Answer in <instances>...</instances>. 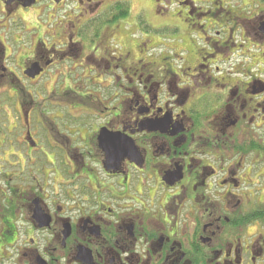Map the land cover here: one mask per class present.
<instances>
[{
    "label": "flooded vegetation",
    "instance_id": "1",
    "mask_svg": "<svg viewBox=\"0 0 264 264\" xmlns=\"http://www.w3.org/2000/svg\"><path fill=\"white\" fill-rule=\"evenodd\" d=\"M140 1L0 0V89L24 91L5 114L25 123L0 126V264H264V0H152L153 19ZM122 26L145 54L187 35L191 72L128 66Z\"/></svg>",
    "mask_w": 264,
    "mask_h": 264
},
{
    "label": "rangeland",
    "instance_id": "2",
    "mask_svg": "<svg viewBox=\"0 0 264 264\" xmlns=\"http://www.w3.org/2000/svg\"><path fill=\"white\" fill-rule=\"evenodd\" d=\"M69 7H72L73 9L75 8V6H69ZM142 9L145 10L146 14L148 13L150 18L152 17L151 19H153L154 13H153V2H152V0H141L139 3H133V7H132L131 11L133 12V15H136L137 13H140L142 11ZM150 12L152 13V16L149 14ZM31 13L35 14V16H32L33 17L32 20L36 19L35 21H37L38 25H41L45 29H48V27L44 23V22H46L45 17H43L42 15L38 16L39 15L38 10L31 11ZM44 14H46V12ZM159 17H165V16H162L159 12ZM137 18L138 17H132L128 21L130 23H135ZM1 20L6 21L7 18L1 17ZM153 23L155 25L154 28L158 27L157 23H155V22H153ZM165 25H167L166 22H162V24L159 26L164 27ZM166 28H168V27H166ZM169 28H173V27L170 26ZM157 29H162V28H157ZM130 30H132V31H130ZM136 30L137 29L134 26L133 27L122 26V27L114 28V30H108L106 32L107 36H111L112 38H115V40L112 41L110 44V45L116 46V48H117L116 51L113 53V56H115L117 58L118 57L121 58V57L126 55V58L124 60H128V62H127L128 66H131L133 68L136 67L135 63L139 64L138 67H140V68H142L144 64H150V63H157V68H162L161 62L164 59V57L161 55H163L165 53L166 55H169V57L173 58V60L171 61V63L174 66L173 72L180 71V73H182V75H184L185 72H183L181 67H183L185 69H189V71L191 72L192 63L194 62L197 54H192V43H191L190 38H188L187 35H184V37L180 40V42L174 41L176 44L175 45L176 48L174 49V51H172L171 49H168V50L161 49V46L163 43L162 42L163 38L153 37V41L151 43H149V46H154V47L156 46V49H154L153 51H150L148 54H145V52H143L144 51L143 42L147 36L146 37L142 36L141 32H137ZM64 40H65V38L62 37L61 40L58 39L57 41H60L62 43V42H64ZM165 40H167V39H165ZM151 55L154 59L151 57ZM256 55L257 54H255V56ZM139 60H141L140 63H139ZM257 61L263 62L264 59H262L260 56V59H257ZM75 64H76V62H75ZM77 64H79V62H77ZM65 68H68V67H65V66L59 64L57 66V68L55 67V68L51 69L50 71H48V73L53 75V78H55V75L57 73L64 72ZM146 70H147L146 75L151 74L152 72L156 73V69H153V67H151V66L147 67ZM157 70H160V69H157ZM134 72H136V70H133L132 73H134ZM162 72H163V75H165V72L164 71H162ZM259 72H264V67H262ZM253 73H255V72H253ZM118 74L120 75V72ZM262 77H264V75H262ZM57 81L60 82V80L58 78H57ZM67 86L72 87L71 84H68ZM20 87H23L28 92H30L33 95V97H34L33 99L35 101L36 100L38 101L39 99H38V97H36L34 95V91L38 90V92H40L41 89H45V91L42 94H47V96H48L49 92H51V91L55 90L56 92L58 91L60 94L63 92L64 89H66L61 84H57V85L48 84L47 86H45L43 84L41 85V83H37V84L23 83V84H20ZM134 89H135L134 91H138L141 88H140V86L135 85ZM23 93H24V91L20 90L19 93L17 92V95H16L12 90V86H10V85H4L0 89V126L1 127H7L9 125H12V126L19 125V126H21L20 131L23 132L22 127L25 125L24 120L22 118H18V115H16L15 118H17V119L10 118L11 121L12 122L15 121V123L9 124V122L7 121L6 114H5V112H7V111H10V110L12 111V110L16 109L15 106L17 105L18 102H20L19 99L22 98L21 95ZM59 96L60 95H58V99H63V96L62 97H59ZM63 108H65V107H63ZM25 109H28V108H25ZM69 109L74 110L75 108L69 107ZM36 113H38V112H36ZM5 131L7 132L6 128H5ZM35 138H36V140H40L39 137H37V136H35Z\"/></svg>",
    "mask_w": 264,
    "mask_h": 264
},
{
    "label": "water",
    "instance_id": "3",
    "mask_svg": "<svg viewBox=\"0 0 264 264\" xmlns=\"http://www.w3.org/2000/svg\"><path fill=\"white\" fill-rule=\"evenodd\" d=\"M35 2V1H34Z\"/></svg>",
    "mask_w": 264,
    "mask_h": 264
}]
</instances>
